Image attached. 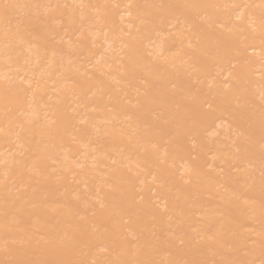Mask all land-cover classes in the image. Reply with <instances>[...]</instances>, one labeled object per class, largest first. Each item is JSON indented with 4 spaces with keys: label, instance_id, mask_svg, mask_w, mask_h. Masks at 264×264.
I'll return each mask as SVG.
<instances>
[{
    "label": "bare ground",
    "instance_id": "obj_1",
    "mask_svg": "<svg viewBox=\"0 0 264 264\" xmlns=\"http://www.w3.org/2000/svg\"><path fill=\"white\" fill-rule=\"evenodd\" d=\"M0 264H264V0H0Z\"/></svg>",
    "mask_w": 264,
    "mask_h": 264
}]
</instances>
